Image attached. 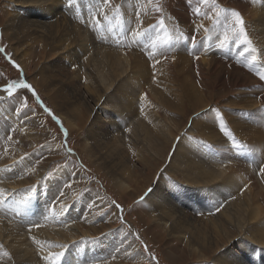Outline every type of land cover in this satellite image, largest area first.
Instances as JSON below:
<instances>
[{"label":"bare ground","instance_id":"1","mask_svg":"<svg viewBox=\"0 0 264 264\" xmlns=\"http://www.w3.org/2000/svg\"><path fill=\"white\" fill-rule=\"evenodd\" d=\"M251 1L246 9V19L242 15L241 18L255 24L257 30L250 40L256 46H253L255 51L258 49L257 45L260 46L258 51L262 58H257L248 49L249 43H241L239 37L244 34L237 35L233 42L228 37L225 40L226 36L223 35L218 40L220 44L213 43L210 35L206 34L204 38H207V42L203 47L209 49L208 56L199 55L201 52L196 51L195 55L199 56L191 54L193 58L189 60L186 75L184 67L178 62L169 63L165 66L170 78L164 74L163 84L155 79L146 82L141 77V72L146 70L145 61L133 60L129 54L120 55L114 52L116 57L125 58L127 64L114 68L113 77L105 74L109 66L91 69L89 73H94L96 86L79 93L91 116L85 134V147L109 173L118 178L117 185L124 191L127 190V178L133 176L141 161L146 165L150 161L156 165L155 161L150 160L145 148L156 150L157 152L151 151L154 156L159 151L169 149L170 144H161L157 140L167 136L165 129L170 128V137H175V142L169 154L167 172L173 170L181 178H168L164 173L157 176L153 188L145 198L150 210L146 219L152 222L154 231L168 233L173 238V245L184 244L193 258H206L207 264H264V173L260 171L264 168V0ZM91 3H94L95 14ZM214 3L216 4V0ZM86 4L79 7L74 0H67L64 16H60L61 9H57L47 18L44 17L43 10L50 13L52 9H56L57 1L37 0L38 6H19L18 9L21 12L22 27L46 47L47 52L53 56L51 62L62 58L72 63L83 54L89 56L92 49L88 50V43H95L77 26L85 17H102L101 12L106 7L101 0H90ZM259 8L261 13H258ZM221 9L218 6L216 12ZM68 10L73 12L72 20L66 17ZM212 18L213 13L208 19L197 23L199 29L208 31L214 26V23H209ZM44 25L53 28L51 34L42 32ZM183 27L182 25L181 28ZM176 29L174 27L173 30ZM84 31L88 32L86 24ZM98 34L101 41L95 45L100 47L104 43V37L101 33ZM179 36L177 30L176 38ZM191 39L195 50L198 48V41L193 35ZM189 43L190 40L186 45L189 46ZM246 48L248 51H245ZM219 49H226L227 54L232 53L234 61H230L231 65L239 61L248 67L251 59L255 57V72L259 74L257 83L263 86L260 91L254 90V85H248L247 89L242 88L238 93V101L227 99L230 106H244L248 111L226 108L229 114L222 118L213 109L215 106L211 102L214 100L204 95L209 91L206 84L213 83L222 69L227 67L222 54L217 53ZM46 61L44 58L42 63ZM72 69L71 65V71ZM189 70L197 75L198 80ZM151 71L156 78L159 77L160 73L156 72L155 67ZM39 73L49 82L50 74L41 70ZM205 77L209 78L207 83L203 79ZM106 78L113 81L106 83ZM60 95L61 92H56V96L63 99L59 104L65 105L66 100ZM114 95L117 98L110 99ZM185 100H189V106L193 108L195 115L186 130L178 133L172 123L162 117L161 110H175ZM81 112L82 109L76 114L77 118H81ZM73 117L68 119L69 124ZM245 128L248 131L243 135ZM196 132L199 133V138L195 135ZM204 138L209 139L208 142L212 144L205 142ZM202 146L210 147V150H203ZM132 150L137 151V159H133ZM11 157L15 155L12 153ZM8 169L21 170L22 167L17 162L1 169V178L5 180L0 185V214L4 219L12 220L16 214H10L8 210L11 207L16 208L12 200L17 190L13 184L8 185L7 177L13 176ZM148 179L149 183L154 175L148 176ZM4 194L6 196L2 198ZM181 195L185 199L184 205L180 204ZM34 197L38 200L35 195L29 199V219L22 226L24 232L13 234L0 226V257L3 263L18 264L20 261L21 264H103V260L109 255V248L103 245L102 250L92 241L85 243L89 240L85 232L77 225H69L67 221L71 214L69 217H60L55 213L51 216L49 210H45L43 214L31 218L37 203ZM65 200L59 202L60 207L67 201ZM30 218L38 223L31 231ZM77 229L82 238L80 242L76 239ZM128 235L134 240L131 233ZM129 247L132 250L136 245H132L131 241ZM100 253L102 255H98ZM137 254L143 256L140 248H137Z\"/></svg>","mask_w":264,"mask_h":264},{"label":"rangeland","instance_id":"2","mask_svg":"<svg viewBox=\"0 0 264 264\" xmlns=\"http://www.w3.org/2000/svg\"><path fill=\"white\" fill-rule=\"evenodd\" d=\"M54 1H57L56 9H52L50 13L46 9L43 10L45 18L57 9H61L60 16H64L67 0ZM74 1L79 7L90 2ZM101 1L106 5L104 12H101L103 16L85 17L77 27L96 44L101 41L98 34L101 33L104 43L98 47L89 41L88 50L92 49V53L89 56L83 54L69 63L62 58L51 62L53 56L47 52L46 47L41 41L38 43L30 32L22 27L18 7L38 6L37 0H0V48L5 49L4 52H0V185L5 180L1 178L2 168L17 162L22 167L21 170L8 169L9 173L13 174L7 177L8 185L13 184L17 190L12 200L16 208L11 207L8 211L16 216L12 220H6L0 214V226L13 234L24 232L22 226H25L29 219V199L35 195L38 200L34 197L37 203L31 218L43 214L45 210H49L51 216L55 213L60 217L63 215L69 217L71 214L67 221L69 225L71 223L77 225L85 232L89 239L85 243L92 241L102 250L103 245L109 248L108 257L102 258L103 264H207L206 258L201 259L200 256L193 258L184 244L173 245V238L168 233L154 231L152 222L146 219L150 210L145 198L153 188L157 176L164 173L168 178H181L171 169L170 173L167 172L169 154L175 142V137H170V128L165 129L167 136L157 140L161 144H170L168 150L159 151L154 156L151 151L157 152L156 150L150 151L145 148L150 160L155 161L157 166L151 161L147 165L141 161L133 176L127 178V190L124 191L117 185L118 178L109 173L85 147V134L91 116L79 93L96 86L94 73H89L91 69L109 66L105 74L113 77L114 68L127 64L125 58L116 57L114 52L120 55L129 54L133 60L145 61L146 70L141 72V77L146 82L155 79L159 84H163V75L168 76L165 64L169 63L178 62L184 67L185 75L188 74V63L190 58H193L191 54L208 56L209 49L203 47L207 42V38H204L206 34L210 35L213 43H219L218 40L222 39L223 35L228 37L230 42L237 38V31L234 29L238 30L239 25L236 24L233 13L239 12L246 19V9L252 1L216 0L217 5L214 3L215 0ZM218 6L222 9L216 12ZM91 7L95 14L94 3H91ZM211 13L213 18L209 23L215 25L208 31H202L198 24L208 19ZM258 13H261L260 8ZM227 14L229 20L226 19ZM66 17L72 20L73 12L68 10ZM53 18L55 19V16ZM85 24L88 32L84 31ZM174 27L177 29L173 30ZM52 30L50 25H44L42 28L44 34H51ZM177 30L180 36L176 38ZM244 30V35L239 37L241 43H244L246 36L248 42L245 44L249 43L247 46H250L248 49L252 50L257 58H262L258 51L260 46L257 45L258 49L255 51L256 48H253L255 45L250 40L251 35L257 30L255 24L244 20ZM28 35L29 38H26ZM192 35L196 36L198 41V48L195 47V50ZM168 38H170L168 44L161 43V40ZM188 40L190 47L186 45ZM225 50L219 49L217 53L222 54L221 57L227 67L222 69L213 83L206 84L205 87L211 92L204 94L210 100H214L211 103L220 118L229 114L226 108L248 111L244 106H230L231 104L226 102L227 99L238 101L240 99L238 93L244 88L247 89L248 85H254V90L263 87L257 83L259 74L255 72L257 62L253 58L248 67L239 61L231 65L230 61H234L232 53L227 54ZM195 51L201 53L195 55ZM156 56L158 57L155 59ZM44 58L47 61L42 63ZM153 67L160 73L157 78L151 71ZM40 70L50 74L49 82L55 84L45 80L40 75ZM189 72L193 73L191 70ZM195 77L198 80L197 75ZM106 79V83L113 81ZM203 79L205 82L209 81L208 77ZM19 81L31 85V89L13 88L12 95L9 96L5 90L6 86ZM56 92H61L60 96L66 100L65 105L59 104L63 99L58 98ZM113 98H117L116 95L110 97ZM189 103V100H185L175 110L165 108L161 110L162 117L172 123L178 133L186 130L192 116L195 115ZM242 103L245 105L244 100ZM80 109L82 116L77 118L76 114ZM95 110L98 109L95 107ZM72 116L74 117L69 124L68 119ZM247 131L248 128H245L242 134L245 135ZM195 135L200 137L197 132ZM204 140L208 142L209 139ZM201 148L210 150L207 146ZM136 152L132 150L133 159L138 158ZM12 153L15 157H11ZM151 175H154V179L148 183V176ZM5 196L4 194L1 197ZM63 200L69 203L64 202L60 207L59 202ZM180 202L181 205L185 203L182 195ZM31 218L30 231L38 225ZM129 233L134 240H131ZM76 236L77 242H80L82 238L79 229ZM105 239L108 240L105 242ZM131 241L136 247L129 250ZM137 248L141 249L143 256L137 254ZM0 261L1 264H7L2 262L1 257ZM17 263L21 264L20 261Z\"/></svg>","mask_w":264,"mask_h":264},{"label":"snow or ice","instance_id":"3","mask_svg":"<svg viewBox=\"0 0 264 264\" xmlns=\"http://www.w3.org/2000/svg\"><path fill=\"white\" fill-rule=\"evenodd\" d=\"M70 2H71V0H70ZM233 16L235 17L236 24L239 25V29L238 30L234 29V31H237V35L239 36L240 34H243L244 31H245L244 30V20L241 18V15H240L239 12L233 13ZM137 34H139V33H137ZM225 40H227V37H225ZM169 42H170V38L161 40L162 44H168ZM238 42H240V41H238ZM243 42H245V43L248 42L246 36H245ZM221 46L222 47L224 46V42L223 41L221 42ZM4 51H5V49L0 48V52H4ZM245 51H248V49L246 48ZM8 58L11 59V57H8ZM253 59H255V57H253ZM13 63H14V61H13ZM17 67H19V66L17 65ZM31 87H32L31 85L26 84L23 81H19V82H13L12 84H8L6 86L5 90L8 91V95L11 96L13 88L31 89ZM24 114L26 115L27 113L25 112ZM53 118L55 119V117H53ZM260 171L262 173H264V168H261Z\"/></svg>","mask_w":264,"mask_h":264}]
</instances>
